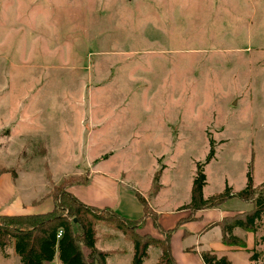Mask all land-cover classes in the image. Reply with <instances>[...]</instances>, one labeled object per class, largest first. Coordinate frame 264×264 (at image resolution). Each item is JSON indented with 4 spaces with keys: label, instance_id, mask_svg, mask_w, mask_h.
Masks as SVG:
<instances>
[{
    "label": "rangeland",
    "instance_id": "1",
    "mask_svg": "<svg viewBox=\"0 0 264 264\" xmlns=\"http://www.w3.org/2000/svg\"><path fill=\"white\" fill-rule=\"evenodd\" d=\"M93 161L129 217L136 191L180 209L197 163L204 198L264 181V0H0V170L46 190ZM0 264H19L11 247Z\"/></svg>",
    "mask_w": 264,
    "mask_h": 264
},
{
    "label": "trees",
    "instance_id": "2",
    "mask_svg": "<svg viewBox=\"0 0 264 264\" xmlns=\"http://www.w3.org/2000/svg\"><path fill=\"white\" fill-rule=\"evenodd\" d=\"M213 151L211 145L205 156L206 161L213 156ZM159 174L160 171L156 170L152 175L150 195L159 188L157 181ZM194 175L190 185V200L182 205L191 210L186 217H192L197 209L217 206L227 198L235 196L251 203V206L224 215L206 227L217 223L220 226L223 243L243 246L244 240L234 234L232 229L240 227L255 233L258 227L262 226L260 234L256 236L255 233L254 246L258 242H264V181L255 186L248 173L246 183L240 190H233L226 185L223 190L204 198L201 190L204 175L198 163ZM85 181L86 177L78 179V176H71L62 179L57 185H52L48 195L53 206L48 211L25 214L0 213V249L11 247L19 264H49L55 254L59 264H107L105 260L107 253L94 245L95 222H100L120 230L124 237L132 242L133 255L129 264H140L148 255L149 245L158 246L161 251L154 264H177L169 246V233L173 227L162 228L157 221V213L148 206L146 198L141 193L136 191L143 213L136 218H129L108 206L86 204L66 190L71 184ZM99 211L107 215L98 214ZM147 216L151 217L162 237L136 231L137 227L144 224ZM58 231L60 234L57 236ZM254 246L248 256L252 264H256L260 253ZM200 256L204 264H231L225 255H217L211 250L201 249Z\"/></svg>",
    "mask_w": 264,
    "mask_h": 264
},
{
    "label": "crops",
    "instance_id": "3",
    "mask_svg": "<svg viewBox=\"0 0 264 264\" xmlns=\"http://www.w3.org/2000/svg\"><path fill=\"white\" fill-rule=\"evenodd\" d=\"M100 164L101 163L99 161L88 162V164H85L87 170L85 177L87 178V181L71 184L66 190L77 199H81L86 204L95 205L97 207L108 206L113 208L117 202L114 192L116 188V181L118 180H113V178L103 176L105 174L99 172ZM94 172L101 175L91 178ZM29 174L30 172L27 171L23 173L20 177V182L18 183L19 176H12L7 168H4L0 172V213H40L48 211L52 208L53 203L48 195L52 187V183L49 187L50 189L47 188L44 190L42 185L38 187V185H34L28 179ZM121 176L122 174L119 177ZM110 191L113 193H109ZM157 192L158 190H156L155 193H152L151 197ZM123 194H126V192L124 191ZM234 197L235 196L227 198L217 206L197 209L193 212L192 217H186L191 213V210L188 207L175 209L176 207L173 208L171 206L162 211L156 210L157 208L154 209L153 206H150L151 209L157 213V221L160 223L162 228L167 229L169 227H173L169 233V246L172 257L177 264H204L200 256L201 249L214 251L217 255H225L227 259L231 261V264H252L248 256L250 254V250L254 246L255 233L240 227H234L232 232L244 240V244L241 246L237 244L223 243L221 240L222 234L220 226L217 223H213L209 227H206L209 223L220 219L224 215L231 214L236 211H242V209H247L251 206V203L238 198L241 202L243 201L248 204L247 207H242V209H234L233 207L228 206L226 207L227 202ZM148 198L149 197H147L146 200H148ZM118 213L126 216L123 213ZM142 213L143 207L142 212L139 215ZM181 219L182 221L180 222ZM95 223L94 245L97 249L107 253L105 260L108 255L123 253L127 250L131 252V257L127 262V264H129L133 255L132 242L128 238L124 237L120 230L100 222ZM136 231L140 233H149L152 236L162 237L150 216H147L144 219V224L137 227ZM115 239H121V241L125 240V242H127L126 247L120 249L109 246L108 243ZM150 248L151 246L149 245L147 247L148 254ZM158 251L159 255L161 252L159 247ZM146 258H148V255L140 264H143V261H145ZM55 259L56 262H54ZM156 259L153 261V264ZM106 263L110 264L107 260ZM49 264H59L56 254Z\"/></svg>",
    "mask_w": 264,
    "mask_h": 264
},
{
    "label": "built area",
    "instance_id": "4",
    "mask_svg": "<svg viewBox=\"0 0 264 264\" xmlns=\"http://www.w3.org/2000/svg\"><path fill=\"white\" fill-rule=\"evenodd\" d=\"M60 234V231H58V234H57V236Z\"/></svg>",
    "mask_w": 264,
    "mask_h": 264
}]
</instances>
